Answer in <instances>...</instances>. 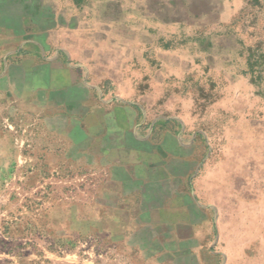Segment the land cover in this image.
Masks as SVG:
<instances>
[{"label":"crops","instance_id":"0c3cea01","mask_svg":"<svg viewBox=\"0 0 264 264\" xmlns=\"http://www.w3.org/2000/svg\"><path fill=\"white\" fill-rule=\"evenodd\" d=\"M108 1L123 10L0 11V197L16 184L34 199L47 185L69 186L90 212L87 225L114 248L172 263L200 249L217 212L185 113L177 106L170 115V102L138 89L151 80L137 74V66L148 72V49L135 36L175 31L179 16ZM29 253L6 250L0 264H23Z\"/></svg>","mask_w":264,"mask_h":264},{"label":"rangeland","instance_id":"374dc122","mask_svg":"<svg viewBox=\"0 0 264 264\" xmlns=\"http://www.w3.org/2000/svg\"><path fill=\"white\" fill-rule=\"evenodd\" d=\"M139 1L143 10L179 16L173 32L148 29L135 36L148 49V72L137 66V74L151 80L138 89L170 102V115L177 106L185 113V136L195 135L202 173L209 176L205 191L217 211L200 249L166 264H264V0H221L212 8L205 0ZM22 10L79 15L123 8L108 0H0L8 16ZM100 55L118 58L117 51ZM162 62L168 66L161 71ZM16 185L0 197V253L34 251L23 264H156L114 248L87 225L90 212L71 187L47 185L37 200ZM44 202L54 210H38ZM71 202L77 210L69 212Z\"/></svg>","mask_w":264,"mask_h":264},{"label":"water","instance_id":"95a60500","mask_svg":"<svg viewBox=\"0 0 264 264\" xmlns=\"http://www.w3.org/2000/svg\"><path fill=\"white\" fill-rule=\"evenodd\" d=\"M205 1L209 3V8L217 6L221 3V0H205Z\"/></svg>","mask_w":264,"mask_h":264}]
</instances>
